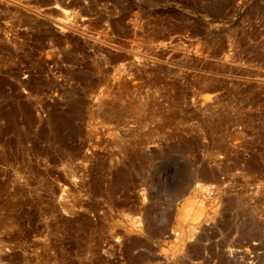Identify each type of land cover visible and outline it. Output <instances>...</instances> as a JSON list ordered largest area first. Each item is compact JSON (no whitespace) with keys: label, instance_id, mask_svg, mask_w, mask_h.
Listing matches in <instances>:
<instances>
[{"label":"rangeland","instance_id":"374dc122","mask_svg":"<svg viewBox=\"0 0 264 264\" xmlns=\"http://www.w3.org/2000/svg\"><path fill=\"white\" fill-rule=\"evenodd\" d=\"M0 264H264V0H0Z\"/></svg>","mask_w":264,"mask_h":264}]
</instances>
